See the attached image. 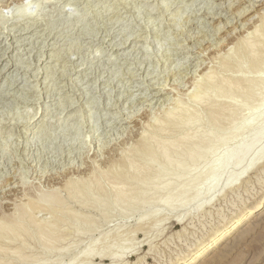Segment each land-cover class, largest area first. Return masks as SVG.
Here are the masks:
<instances>
[{"label":"rangeland","instance_id":"obj_1","mask_svg":"<svg viewBox=\"0 0 264 264\" xmlns=\"http://www.w3.org/2000/svg\"><path fill=\"white\" fill-rule=\"evenodd\" d=\"M263 6L0 0V264H114L126 238L115 264H178L263 196L264 159L221 168L264 143ZM258 206L194 264H264Z\"/></svg>","mask_w":264,"mask_h":264},{"label":"bare ground","instance_id":"obj_2","mask_svg":"<svg viewBox=\"0 0 264 264\" xmlns=\"http://www.w3.org/2000/svg\"><path fill=\"white\" fill-rule=\"evenodd\" d=\"M244 1V0H243ZM24 2V1H23ZM264 7V6H263ZM260 10V9H259ZM245 13V12H244ZM251 17V16H250ZM4 29V28H3ZM55 38V37H54ZM6 45V44H5ZM7 49V48H6ZM32 52V51H31ZM120 53V52H119ZM125 53V52H124ZM10 57V56H9ZM38 57V56H37ZM39 60V59H38ZM35 61V60H34ZM34 63V62H33ZM5 67V66H4ZM2 69H4V68H2ZM0 72H1V70H0ZM155 85V84H154ZM165 85V84H164ZM163 85V86H164ZM162 87V86H161ZM166 87V86H165ZM159 91V90H158ZM162 98V97H161ZM39 111V110H38ZM252 126L254 127V128H260L261 126H262V122H254V123H252ZM203 140H204V138H202ZM196 140V139H195ZM188 141H189V139H188ZM194 142V141H193ZM258 142V138L256 137V136H252V137H250V138H245L240 144H239V153H238V155L237 156H233V155H231V154H229V153H225V155L224 156H222V159H221V162H222V165H221V168L222 169H225L231 162H236V163H238V164H240V166H239V168H238V170L233 174L234 176L232 177V179H231V181H229L228 183H226L225 185H224V187L225 188H229V187H232V186H235L237 183H238V181L241 179V177L242 176H244V174H246L247 172H248V170H250V169H253V168H255L263 159H264V143H262L261 145H259L258 147V151L255 153V154H252L253 156L251 157V158H249L248 159V161L246 162V163H242L241 164V162L243 161V159L250 153V150H251V146H255L256 144H258L257 143ZM264 142V141H263ZM188 143V142H187ZM189 143H190V141H189ZM256 143V144H255ZM172 144H174V143H172ZM171 144V145H172ZM169 145V144H168ZM167 145V147L166 148H164L161 152H163V154L164 155H166L167 153H168V151L171 149V147H170V145L168 146ZM200 147V146H199ZM255 151V150H254ZM263 152V154H261ZM161 156V155H160ZM189 164V163H188ZM188 165L187 164H184V167L183 168H185V167H187ZM217 168L215 169V168H213L212 169V171H210V173L209 174H207V175H203L202 177H200L199 179H196V180H198V181H204V183L205 182H208V187H210L209 189H212V186H213V184H214V175L216 174V172H217ZM257 170H258V168H257ZM146 177H148V176H146ZM142 178H145V177H142ZM142 178H141V180H142ZM194 180V179H193ZM143 181V180H142ZM146 181V180H145ZM203 183V184H204ZM143 184V183H142ZM245 184V183H244ZM236 187H237V185H236ZM247 187V186H246ZM122 189V188H121ZM116 190V189H115ZM219 190H221V189H219ZM173 191V190H172ZM223 191V190H222ZM118 192V194L120 195V196H123V197H119V200H117V201H119V202H122V200H120V199H123L125 196V194L123 193V190H120V188H119V190L117 191ZM116 193V192H115ZM117 194V193H116ZM117 194V195H118ZM122 194H124V195H122ZM172 194H173V192H171L170 193V196H169V198L167 199V203H171V198H172ZM116 195V196H117ZM118 195V196H119ZM260 198H262L261 200H259ZM259 199H257V200H255L254 202L253 201H250L249 203H246L245 205H243L242 206V210H240L236 215H235V217L232 219V221L228 224H226V225H224V224H220V226H218L216 229H214L213 230V232L200 244V246L188 257V258H186V259H184V260H182V261H180L178 264H194V263H196L197 261H200L205 255H207V254H209V253H212L216 248H217V246L221 243V241L224 239V238H226L227 236H229L232 232H234V231H236L237 230V228L239 227V223H241V221H243V220H245V219H249V218H251V217H253L255 214H256V212L259 210V206L258 205H260V203L262 202V200H264V195L263 196H261ZM118 199V198H117ZM36 206V205H35ZM34 206V207H35ZM33 209V208H32ZM29 212V211H28ZM21 213V212H20ZM30 213V212H29ZM28 213V214H29ZM22 214H20V217H22L21 216ZM260 215V214H259ZM18 216V215H17ZM256 216V215H255ZM227 217V216H226ZM24 218V217H23ZM6 219H8V218H6ZM30 219H32V218H30ZM10 220V219H9ZM19 220L20 219H18V221L17 220H15V222H17V225H19ZM22 220V219H21ZM20 220V222H22ZM35 220V219H34ZM6 221V220H5ZM8 221V220H7ZM6 221V222H7ZM10 221H13L14 222V220H10ZM9 221V223L8 224H10V225H13V224H11V222ZM229 221V220H228ZM3 222V221H2ZM1 222V223H2ZM6 222H3V223H6ZM12 222V223H13ZM29 222V221H28ZM32 222L34 223V221L32 220ZM0 223V224H1ZM7 224V223H6ZM6 224H1V227H0V233H2V232H6V231H8V224H7V226H6ZM22 224V223H21ZM20 224V225H21ZM5 225V226H4ZM9 225V226H10ZM16 225V224H15ZM37 225H38V223H37ZM43 225H44V223H43ZM42 225V226H43ZM45 225H47V224H45ZM52 225V224H51ZM50 225V226H51ZM36 226V225H35ZM40 226V225H39ZM41 226V227H42ZM49 226V227H50ZM56 226H57V224H56ZM59 226V225H58ZM157 226V225H156ZM8 229H7V228ZM17 227V226H16ZM25 227V226H24ZM23 227V228H24ZM44 227H47V226H44ZM44 227L42 228V231L44 230L45 232H43V235L45 236V234L44 233H47V234H50V232L48 233V232H46V228L44 229ZM54 227V226H53ZM11 228H13V227H11ZM38 228V227H37ZM63 228V227H62ZM19 229V228H18ZM27 229V228H26ZM55 229V227L54 228H52V230H54ZM60 229V228H59ZM11 230V229H10ZM23 230V229H22ZM39 232L41 231V230H39V229H37ZM47 230H51V229H47ZM57 230V229H56ZM56 230H54V231H51V233H54L55 234V232H56ZM12 231H14L13 229H12ZM16 231V230H15ZM14 231V232H15ZM134 231V230H133ZM23 232H24V230H23ZM16 233V232H15ZM18 233V232H17ZM26 233V232H25ZM60 234V232H57V234ZM125 233H127V232H125ZM135 233V232H134ZM240 233V232H239ZM243 233H245V231L243 232ZM243 233L242 234H240V235H242V237H243ZM256 233V232H255ZM40 234V233H39ZM128 234V233H127ZM133 234V233H132ZM1 236H2V234H0ZM4 235V234H3ZM13 235V234H12ZM15 236H16V234H14ZM41 235V234H40ZM8 236V235H7ZM55 236V235H54ZM53 235H52V237H54ZM128 236V235H127ZM4 237V236H3ZM11 237V236H10ZM10 237H9V240H10ZM47 237H51L50 235L48 236L47 235ZM20 238V237H19ZM39 238V237H38ZM43 239H44V237H42ZM41 238V239H42ZM46 238V237H45ZM55 238H56V236H55ZM126 238V237H125ZM17 239V238H16ZM21 239H22V237H21ZM49 239V238H48ZM105 239V238H104ZM6 240V239H5ZM12 240V239H11ZM45 240V239H44ZM47 240V239H46ZM122 240V239H121ZM131 240V239H130ZM225 240V239H224ZM11 242V241H10ZM22 242V241H21ZM23 242H25V240H23ZM22 242V243H23ZM103 242V241H102ZM122 242V241H121ZM28 244V243H27ZM199 244V243H198ZM24 245V244H23ZM93 245H91V247H92ZM2 247V246H1ZM131 247V244L129 243V240L126 238V240H124L121 244H120V246H119V252L118 253H115L114 254V256H113V259H112V262H114V264H115V262H118L119 260L117 259V258H119V257H122V256H124L125 254V251L128 249L129 250V248ZM133 247V246H132ZM1 249V248H0ZM13 249V248H12ZM15 249V248H14ZM17 249H18V247H17ZM91 248H89V250H90ZM93 249V248H92ZM220 249V248H219ZM1 250H4L3 248L1 249ZM8 250V249H7ZM132 250V249H131ZM223 250V249H222ZM13 251V250H12ZM11 251V252H12ZM187 251H188V249H187ZM4 252V251H3ZM10 252V253H11ZM16 252V251H15ZM14 252V253H15ZM216 252V251H215ZM13 253V254H14ZM17 253V252H16ZM15 253V254H16ZM217 253H219V251L217 252ZM13 254H11V255H13ZM85 254V253H84ZM214 254V253H213ZM18 256L20 255V254H17ZM22 255V254H21ZM23 255H25V254H23ZM28 255V254H27ZM210 255V254H209ZM218 255H220V253L218 254ZM15 256V255H14ZM24 257V256H23ZM28 257H30V254H29V256H26V258H28ZM186 257V256H185ZM1 258V257H0ZM5 258V257H4ZM17 258H20V256L19 257H17ZM122 258H124V257H122ZM21 259V258H20ZM24 259H25V257H24ZM30 259V258H29ZM31 259H32V256H31ZM22 260V259H21ZM1 261V260H0ZM27 261V260H26ZM29 262V261H28ZM7 264H9L8 262H7ZM79 264H80V262H79Z\"/></svg>","mask_w":264,"mask_h":264}]
</instances>
